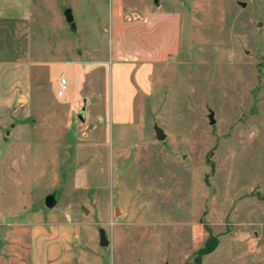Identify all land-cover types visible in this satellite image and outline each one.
<instances>
[{
	"label": "rangeland",
	"instance_id": "rangeland-1",
	"mask_svg": "<svg viewBox=\"0 0 264 264\" xmlns=\"http://www.w3.org/2000/svg\"><path fill=\"white\" fill-rule=\"evenodd\" d=\"M124 2L176 47L132 118L98 104L46 118L61 59L116 111L109 0H33L29 22L0 20V264H264V0Z\"/></svg>",
	"mask_w": 264,
	"mask_h": 264
},
{
	"label": "crops",
	"instance_id": "crops-1",
	"mask_svg": "<svg viewBox=\"0 0 264 264\" xmlns=\"http://www.w3.org/2000/svg\"><path fill=\"white\" fill-rule=\"evenodd\" d=\"M109 1L110 25L106 30L110 35L109 42L111 43L110 63L116 66L117 82L115 93L119 101L116 111L112 108V105L111 108L106 105L107 97L98 95L93 87H90L88 92L85 91L87 77L91 73L90 68H87L82 62L61 59L64 60L62 63H65V66L55 77H52V73L56 69L58 61L46 64L47 74L53 80V82L51 81L52 84L50 83L52 85V94L57 100L56 103H48L50 112L46 114V118H57L54 113L52 114V110L56 112L66 108V110L71 112L79 105H81V108L85 106L84 118H93L90 115L89 108L96 104L104 108L105 114L102 118H132L137 92L139 89L144 91L147 88L149 69L162 59L163 54L168 55L175 52L176 47L175 49H170L154 43L158 27L161 26L162 28L163 26V24L160 25L161 22L158 23V15L154 11L147 7L142 9L133 6L127 7L124 0ZM92 11L97 21L96 7L92 8ZM133 13L137 14L138 18L129 19V14L132 15ZM32 14L33 0H0V20L29 22ZM177 23L175 21L178 27ZM74 26L76 29L75 23ZM176 36L177 34H175V42ZM144 40L146 42L147 40L148 42L150 41L152 43L151 46L143 44L142 41ZM68 73L70 75L73 73L77 74L78 79L76 81H72V77L68 79ZM60 76H64L67 79L69 86V91L67 90L62 98L56 96L57 81ZM131 79H133L135 85ZM113 92L114 88L111 84V99L113 98ZM101 99L104 100L103 104ZM46 251L44 255H50V249Z\"/></svg>",
	"mask_w": 264,
	"mask_h": 264
},
{
	"label": "water",
	"instance_id": "water-1",
	"mask_svg": "<svg viewBox=\"0 0 264 264\" xmlns=\"http://www.w3.org/2000/svg\"><path fill=\"white\" fill-rule=\"evenodd\" d=\"M153 2L157 3V0H153ZM63 15H64L66 22L70 25V27L74 28L75 26H74L71 10L70 9L64 10ZM84 115H85V106H82L80 112L77 115V118L80 121H84ZM156 138L158 140L164 139V135H163L162 131L159 129L156 130ZM56 201H57V195L51 194L45 198L44 204L47 208H52L55 205ZM106 244H107V239H106L105 233H104V231H100L99 232V245L105 246Z\"/></svg>",
	"mask_w": 264,
	"mask_h": 264
},
{
	"label": "built area",
	"instance_id": "built-area-1",
	"mask_svg": "<svg viewBox=\"0 0 264 264\" xmlns=\"http://www.w3.org/2000/svg\"><path fill=\"white\" fill-rule=\"evenodd\" d=\"M68 90V81L64 76H60L57 81V91L56 96L58 98L64 97Z\"/></svg>",
	"mask_w": 264,
	"mask_h": 264
}]
</instances>
